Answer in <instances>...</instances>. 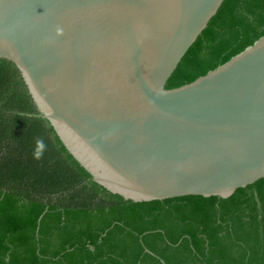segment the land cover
Instances as JSON below:
<instances>
[{
	"label": "water",
	"instance_id": "obj_1",
	"mask_svg": "<svg viewBox=\"0 0 264 264\" xmlns=\"http://www.w3.org/2000/svg\"><path fill=\"white\" fill-rule=\"evenodd\" d=\"M224 1L0 0V58L108 191L227 198L264 178V36L166 89Z\"/></svg>",
	"mask_w": 264,
	"mask_h": 264
},
{
	"label": "trees",
	"instance_id": "obj_2",
	"mask_svg": "<svg viewBox=\"0 0 264 264\" xmlns=\"http://www.w3.org/2000/svg\"><path fill=\"white\" fill-rule=\"evenodd\" d=\"M263 36L264 0H225L166 89ZM0 264H264V178L227 198L126 200L92 179L0 58Z\"/></svg>",
	"mask_w": 264,
	"mask_h": 264
},
{
	"label": "clouds",
	"instance_id": "obj_3",
	"mask_svg": "<svg viewBox=\"0 0 264 264\" xmlns=\"http://www.w3.org/2000/svg\"><path fill=\"white\" fill-rule=\"evenodd\" d=\"M62 34V29L57 28V35ZM47 149V145L45 144L43 139H37L35 141V147L33 150V158L39 160L43 157L44 152Z\"/></svg>",
	"mask_w": 264,
	"mask_h": 264
}]
</instances>
